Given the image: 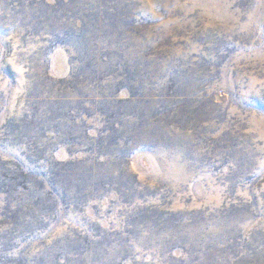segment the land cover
Returning a JSON list of instances; mask_svg holds the SVG:
<instances>
[{
	"label": "rangeland",
	"instance_id": "rangeland-1",
	"mask_svg": "<svg viewBox=\"0 0 264 264\" xmlns=\"http://www.w3.org/2000/svg\"><path fill=\"white\" fill-rule=\"evenodd\" d=\"M0 264H264V0H0Z\"/></svg>",
	"mask_w": 264,
	"mask_h": 264
}]
</instances>
